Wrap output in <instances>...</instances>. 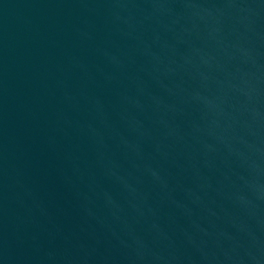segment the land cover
I'll list each match as a JSON object with an SVG mask.
<instances>
[{
    "label": "water",
    "instance_id": "water-1",
    "mask_svg": "<svg viewBox=\"0 0 264 264\" xmlns=\"http://www.w3.org/2000/svg\"><path fill=\"white\" fill-rule=\"evenodd\" d=\"M0 264H264V0H0Z\"/></svg>",
    "mask_w": 264,
    "mask_h": 264
}]
</instances>
